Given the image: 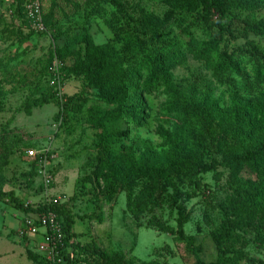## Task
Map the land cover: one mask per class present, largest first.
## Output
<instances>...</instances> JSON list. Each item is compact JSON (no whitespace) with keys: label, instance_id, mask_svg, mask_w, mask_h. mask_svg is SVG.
Returning a JSON list of instances; mask_svg holds the SVG:
<instances>
[{"label":"rangeland","instance_id":"374dc122","mask_svg":"<svg viewBox=\"0 0 264 264\" xmlns=\"http://www.w3.org/2000/svg\"><path fill=\"white\" fill-rule=\"evenodd\" d=\"M85 1L42 0L43 16L47 15V28L43 23L46 33H42L24 12V0H0V82L4 91L0 97V163L4 189H13L25 204L36 207L47 201L40 187L45 172L51 181L48 198L59 197L63 202L73 197L69 207L75 220L73 256L65 263L58 260L60 256L54 255L53 259L49 256V248L40 234L34 238L17 235V229L26 220L37 219V212L21 211L8 200H0V264H35L34 255L44 264H101L97 254L84 248L91 244L119 264H194L195 254L185 252L184 244L175 238L177 211L172 202L175 204L180 197L173 193L168 181L175 182L182 192H195L185 200L189 215L184 230L195 236L197 256L214 259V234L225 217V205L235 195L229 186L234 167L220 162L233 153L235 146H213L210 157L205 159L213 166L197 173L198 159L191 139L202 131L201 125L190 124L180 137L174 132V112L166 84L146 83L145 71L135 76L142 89L143 104L133 101L134 119L103 120L102 126L91 117L87 106L102 96L105 89L87 86L71 73V68L65 72L62 91L72 100L62 114H57L61 107L54 100L31 105L49 90L44 78L48 59L60 54L71 67L74 62L71 44L80 37L85 36L94 44H111L115 49L134 43L131 20L126 22L115 7L106 3L102 13L89 16ZM140 3L156 19H168L164 37L170 39L174 52L181 57L177 60L178 56L167 54L172 85L213 104L212 124L218 130L237 107L251 112L258 127H264V81L254 80L251 89L241 84L220 83L212 64L190 42V35L200 39L206 36L199 29L190 27L188 33L172 23L179 8L165 0ZM262 17L264 0H232L224 18L231 32L221 38L218 49L212 52L213 61H219L220 49L236 51V47L247 45V40L264 51V35L254 33L247 25ZM243 55L242 63H247L250 70L251 55L246 51ZM27 104L31 105L29 112L25 111ZM229 143L236 145L235 140ZM103 150L111 153V160L119 159L120 166L125 154L148 155L154 162L152 172L161 181L159 189L145 187L151 181L137 171L138 179L128 205L125 187L121 186L114 167L105 160ZM239 170L243 180L256 179L247 166ZM194 180L200 183L198 189ZM156 195L155 204L139 203ZM243 214V226L231 232L228 243L252 257L264 259V214L253 207ZM238 264L262 263L239 260Z\"/></svg>","mask_w":264,"mask_h":264},{"label":"trees","instance_id":"16d2710c","mask_svg":"<svg viewBox=\"0 0 264 264\" xmlns=\"http://www.w3.org/2000/svg\"><path fill=\"white\" fill-rule=\"evenodd\" d=\"M140 1H85L86 14L89 16L102 13L104 11L103 4L105 3L115 7L126 22L131 20L134 23L132 29L135 34V40L134 43H127L125 46L115 49L111 44H94L87 37H80L71 44L74 56V62L71 67L58 53V58L63 63L60 76L61 84H63L66 70L71 68V73L82 79L87 86L105 89L102 96L98 99H93L90 105L87 106L91 117L100 126L104 124L103 120H113L122 117L134 119L136 111L133 109V101H140L143 104L142 89L136 84L135 76L138 77L145 71L148 78L146 83L150 85L157 83L166 84L171 96L170 108L174 112V132L180 137L190 124L197 123L201 125L202 131L193 134L191 139L192 146L195 149V156L198 159L196 164L197 173L207 171L213 166L212 163L205 161L206 158L210 157V151L213 146H235L233 153L220 162L225 165L231 163V166L234 167L229 177V186L234 190L235 195L233 200L228 205H225V217L214 234L215 258L204 260L197 256L196 251H199V247L195 244V236L187 234L184 230V224L187 222L189 215L185 200L194 196L195 192H182L175 182L168 181L173 193L180 197L178 201H174L175 204L172 202V206L177 211L175 229L177 242L184 244L185 252L195 254L194 264H238L239 260L264 264V259L252 257L241 248H234L231 243H228L231 232L243 226L244 211L253 207L264 214V127H258L251 112L241 111L237 107L234 115L226 121L225 126L218 130L212 124L213 104H208L205 99H197L192 95L193 93H184L172 85L169 79L167 54L178 55L174 52V44L170 39L164 37L166 34L165 29L168 27L166 22L168 19L164 21L156 19L144 9ZM165 1L179 8V13L174 14L175 17L172 19V23L175 26L183 27V31L188 33L190 32V27L193 28L192 30L199 29L206 36L205 39H200L190 35V42L193 43L195 51L204 57L208 63L212 64L215 77L220 83L227 86L241 84L251 89L255 82L254 80L258 83L264 81V51L252 40H247L245 42L247 45L245 46L243 44L236 47V51L228 52L225 48L220 49L219 61H213L212 52L218 49L221 38L231 32L230 28L225 25L224 18L227 16L232 0ZM24 2L22 7L25 12ZM43 14L42 20L45 25L47 15L43 16ZM247 25L254 33L264 35V17L253 20ZM45 27L47 28L46 25ZM41 32L46 33V30ZM244 51L251 55L250 70L247 68V63H242L245 58L243 55ZM51 58L53 57L48 59L44 67V78L49 89L47 95L33 100L31 105L38 106L54 100L61 107V111L59 110L57 114H62V109L64 108L65 110L68 107V102L72 98L70 96L66 97L65 93L58 96L54 85L49 83L50 72L48 67L51 63ZM180 58L178 56L177 60H180ZM258 59H261L262 62ZM1 67L2 64L0 62ZM3 93L0 82V97ZM31 105L27 104L25 106L26 112H29V106ZM231 140H235L236 145L229 143ZM103 151L106 156H104L105 160L110 166L114 167L115 170L113 171L119 175L121 186L125 187L128 205L131 204L132 189L138 179L137 171L151 181L150 185L145 187L155 191L159 189L158 185H160L161 181L155 177L157 174L154 171L152 172L154 162L148 155L137 157L135 154H125L124 163L120 166L119 159L111 160V153L108 150ZM141 164H146L147 166L142 167ZM244 165L252 173L256 174V179L246 177L243 180L240 177L239 168ZM1 170L0 163V200H8L16 209L25 212L34 211L39 214L52 210L56 213L64 233L62 242L57 246V249L65 263H68L73 256L72 228L75 220L69 207L73 197L60 203L44 201L39 202L36 207L29 206L15 194L13 189H4L5 177ZM194 184L196 189L200 187L198 180H194ZM40 187L43 188L42 184H40ZM171 196L173 195L171 194ZM156 201L157 195L155 198L149 197L139 203L142 206H146L151 202L155 204ZM157 225L159 227L162 226L161 223H157ZM84 248L89 253L97 254L101 264H119L115 260L109 259L94 244L85 245ZM36 256H33L35 264H44Z\"/></svg>","mask_w":264,"mask_h":264},{"label":"built area","instance_id":"2783aa9c","mask_svg":"<svg viewBox=\"0 0 264 264\" xmlns=\"http://www.w3.org/2000/svg\"><path fill=\"white\" fill-rule=\"evenodd\" d=\"M25 9L28 16L32 19L33 24L40 30L45 31L42 20V0H25ZM62 62L55 55L48 67L50 72L49 83L54 85L56 93L61 96L62 84L60 81ZM43 194L47 195V201L51 203H60L59 197L48 198V185L50 184L49 176L45 172L42 175ZM43 238L46 246L49 248V256L53 259L54 255H59L57 246L62 242L64 233L57 215L52 210L39 213L36 220H26L24 225L17 229V235L22 238H34L39 235ZM61 257V256H60ZM58 260H62L58 258Z\"/></svg>","mask_w":264,"mask_h":264}]
</instances>
